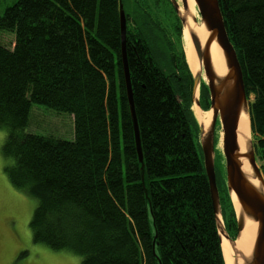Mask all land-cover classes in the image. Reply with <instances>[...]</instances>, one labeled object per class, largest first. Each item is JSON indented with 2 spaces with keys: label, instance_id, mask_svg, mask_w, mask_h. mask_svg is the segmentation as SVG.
Listing matches in <instances>:
<instances>
[{
  "label": "trees",
  "instance_id": "obj_1",
  "mask_svg": "<svg viewBox=\"0 0 264 264\" xmlns=\"http://www.w3.org/2000/svg\"><path fill=\"white\" fill-rule=\"evenodd\" d=\"M218 1L264 177V0ZM0 34L13 41H0L1 154L11 159L9 183L33 198L32 242L78 254L79 264H224L191 112L193 76L181 49L168 55L159 47L171 49L172 34L179 44L182 37L171 1L12 0L0 14ZM199 95L207 110L205 85ZM34 104L72 116L73 139L28 132ZM219 199L232 238L229 193L221 190Z\"/></svg>",
  "mask_w": 264,
  "mask_h": 264
},
{
  "label": "water",
  "instance_id": "obj_2",
  "mask_svg": "<svg viewBox=\"0 0 264 264\" xmlns=\"http://www.w3.org/2000/svg\"><path fill=\"white\" fill-rule=\"evenodd\" d=\"M170 1L177 12L178 3L175 0ZM181 1L186 7V0ZM194 2L201 16V23L208 31V35L203 42L195 29H192L187 23L186 18L181 17L179 14L178 17L182 21L183 27L187 30L192 49L201 67L199 72L192 73L193 103L201 108L199 98H195V94L200 86L202 72L206 77L205 86L209 93V108L207 110L201 109L202 111H211V121L207 130H204V127L199 124V137L203 167L208 180L220 244L223 235L231 247L234 264H264V177L256 163L251 139H249V148L245 153L240 152L237 141L240 115L246 109L248 112V100L246 98L242 71L234 47L229 41L226 32L219 1L194 0ZM119 24L125 89L134 130L136 150L138 159L141 162L142 153L125 53L126 20L121 2H119ZM214 40L221 47L225 57L227 71L223 76L216 75L211 62L209 49ZM217 121L220 122L222 131V154L225 161L227 192L230 197L231 193L235 195L240 206V211L236 212V239L230 238L220 216L219 194L214 166V126ZM242 158H245L249 164V175L242 170ZM251 179H255L256 184ZM245 218L252 219L257 224V236L250 254H245L237 245V237L243 228Z\"/></svg>",
  "mask_w": 264,
  "mask_h": 264
},
{
  "label": "rangeland",
  "instance_id": "obj_3",
  "mask_svg": "<svg viewBox=\"0 0 264 264\" xmlns=\"http://www.w3.org/2000/svg\"><path fill=\"white\" fill-rule=\"evenodd\" d=\"M11 1L12 0H0V14L3 12L5 6L10 4ZM175 1L178 3L177 14H179L181 17L186 18V16L188 15V13H186V9L188 8L187 2L186 7H184L181 0ZM194 10L195 11L193 12V14L197 15V18L201 22V16L195 2ZM180 23L181 30L183 32L184 27L181 20ZM11 36L13 37L14 34H12ZM168 38L171 42V49L169 48L168 44L164 47L159 45V47L162 48L161 51L164 54H178L180 49L184 53V42L182 40V37L180 40V44L174 34L170 35ZM0 41L8 43L11 46L13 45L11 37L4 34H0ZM8 44L2 45L10 47ZM157 58L162 63H164V59L161 54H159ZM192 73L193 72H191V74ZM200 85H205V82L201 80ZM197 92L199 98V89L197 90ZM249 100H252V96H250ZM197 124L199 127L200 123L198 121ZM217 125H220V122L217 121L216 126ZM27 131L41 135L49 134L66 140H72L73 117L68 115L67 113L55 112L54 110L44 105L34 104L32 105L30 111V120ZM4 136L5 129L0 128V264H79L80 257L78 254L65 249L54 250L47 247L46 245L32 242L28 222L33 210L34 201L33 198H31L26 193L14 188L8 181L4 166L9 164L11 162V159L4 158L1 154V144L3 142ZM196 136L197 142L200 143L199 130L197 131ZM249 138L251 139V135H249ZM256 163L258 166L261 164V162L258 160H256ZM214 166L216 173V184L219 191L218 194L221 195L222 190V192L226 195L227 192L225 193V191L223 190L224 186L226 187L224 156L222 155L221 150L215 149V144ZM225 189L227 190V188ZM230 202L232 203L231 208L235 214L236 219L237 213L234 203L232 202V200ZM222 223L224 228L226 229L223 220ZM236 232L237 229L236 226H234V228L230 231L232 239H236Z\"/></svg>",
  "mask_w": 264,
  "mask_h": 264
},
{
  "label": "bare ground",
  "instance_id": "obj_4",
  "mask_svg": "<svg viewBox=\"0 0 264 264\" xmlns=\"http://www.w3.org/2000/svg\"><path fill=\"white\" fill-rule=\"evenodd\" d=\"M186 2L188 4V8L186 9V13H188V15L186 16V21L192 27V29H195L200 40L203 42L208 35V31L205 29L204 25L197 18V15L193 14V12L195 11L194 0H186ZM182 40L184 42L183 48L185 53V60L187 62L189 69L193 73L199 72L201 70V67L194 53V50H192L191 41L188 36L186 28H184L182 32ZM209 50H210L211 62L216 75L223 76L227 71L226 61L223 55V51L219 46V44L217 43V41L214 40L211 43ZM201 77H202L201 80L205 82L206 77L203 72L201 74ZM197 97H198V92H196L195 94V98ZM191 112L194 118L196 119V121H198L204 127V130H207L211 121V115H212L211 111H202L201 108H199L195 103H193L191 106ZM214 131H215V137H214L215 149L221 150L222 152V146H221L222 131L220 125L216 126L215 124ZM249 135H250V121H249V113L247 112L246 109L240 115L238 128H237V137H238L237 141L241 153H245L249 148V141H250ZM241 161H242V170L249 175L250 167L247 160L245 158H242ZM251 181L254 184H256L255 179H251ZM231 199L232 202L234 203L236 212H239L240 206L233 193H231ZM256 236H257L256 222H254L252 219L245 218L243 228L239 233V236L237 237L238 247L245 254H250L253 249ZM221 252L223 255L224 264H234L231 247L229 245L228 240L225 237H223V235L221 240Z\"/></svg>",
  "mask_w": 264,
  "mask_h": 264
}]
</instances>
